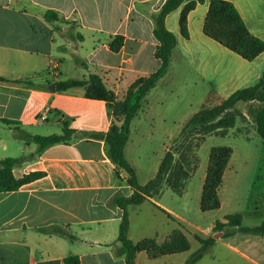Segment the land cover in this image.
<instances>
[{
  "label": "crops",
  "instance_id": "obj_1",
  "mask_svg": "<svg viewBox=\"0 0 264 264\" xmlns=\"http://www.w3.org/2000/svg\"><path fill=\"white\" fill-rule=\"evenodd\" d=\"M165 1L0 0V77L19 81L0 82V158L25 155L24 161L13 167L16 178L30 171L45 172L18 189L0 191V264H64V258L70 255H77L80 264H125L124 257L116 253L123 211L109 205V200L115 193L130 196L133 190L125 182L128 175L123 169H118L121 181L117 179L115 165L105 152L104 139L89 136L91 131L108 130L114 119L112 112L104 101L85 97L82 87L57 91L56 84L95 73L117 99H122L130 79L147 76L158 67L154 15ZM188 1H194L195 6L187 14L188 37H183L178 20ZM209 1L184 0L165 16V26L175 35L176 46L167 71L145 95L131 120L124 147L125 158L137 175V165L129 158L132 146L157 138L163 146L159 165L168 143L196 112L181 121L170 114L174 106L172 96L177 95L175 73L195 75L200 80V107L209 99L222 100L236 89L253 84L262 73L264 51L247 61L204 34ZM227 1L233 3L247 29L264 40V0ZM48 10L55 12L58 19L47 20L44 13ZM116 35L123 37V43L113 51L110 42ZM51 60L57 63L56 73L50 72ZM50 82H55L54 91L47 88ZM52 108L59 113L58 120H80L86 112L92 113L101 125L79 133L67 120L65 127L75 128L67 141L37 151L36 144L17 134L46 135L24 127H37L39 121L47 120ZM41 114L45 115L44 120L38 118ZM76 135L79 138L71 141ZM257 137L264 146V137ZM64 150L71 152L61 153ZM248 158L249 154L243 157ZM251 158L255 159L252 167L249 162L236 163L231 155L219 189V208L223 206L222 196L233 194L230 200H236L240 193L238 185L244 179H253L259 185L255 187L250 213L255 216L262 210L264 214V151ZM157 168L145 179L138 177V182L145 184ZM167 189L142 203L180 216L158 200ZM139 206L130 207L128 217L130 209L138 210ZM246 208L230 210L217 220L224 221L226 214L234 212L241 213L242 226L264 220L244 224ZM50 225H67L74 239L39 231ZM128 237L131 239L129 229ZM228 238L233 242L229 244L232 250L253 264H264V236L236 230ZM141 252L136 253L135 264ZM163 257L166 256L155 260Z\"/></svg>",
  "mask_w": 264,
  "mask_h": 264
},
{
  "label": "trees",
  "instance_id": "obj_2",
  "mask_svg": "<svg viewBox=\"0 0 264 264\" xmlns=\"http://www.w3.org/2000/svg\"><path fill=\"white\" fill-rule=\"evenodd\" d=\"M184 0H166L154 15L155 26L153 34L158 41L155 56L158 59V67L147 76L136 78L128 87L124 97L117 99L114 92L107 88L102 78L95 73L86 78H67L58 81L56 90L62 91L71 87H82L84 95L90 99L102 100L111 110L113 122L106 132H90V137L104 139L105 152L110 161L115 165L117 179L121 181L118 169L127 173L125 182L131 186L133 192L130 196L115 193L109 200V205L119 207L123 215L118 225L116 253L123 256L125 264H135L136 253L143 251L151 259L165 255H172L187 251L190 247L187 235L180 229H172L162 241L156 237L146 236L133 242L128 237L129 217L128 209L141 204L149 197L158 196L164 188H170L178 195L185 191L189 179L198 167L197 150L207 135L226 136L230 128L235 125L237 118L244 119V114L237 106L238 102L256 100L260 108L254 118L255 132L264 137V68L259 78L248 86L238 88L229 96L214 105L203 104L182 125L178 135L171 140L163 156L160 159L155 175L145 184L138 182L136 169L125 158L124 147L130 133V123L142 106L143 99L148 91L153 88L157 80L167 71L171 61L172 50L176 46V37L165 26V16L171 10L177 8ZM195 6L194 1L186 2L181 10L178 24L183 37H188L187 14ZM44 16L49 21L57 20L55 12L48 10ZM203 32L227 49L235 52L247 61L253 60L264 51V40L253 35L246 27L239 12L227 0H210L205 16ZM123 43V37L116 35L110 42V48L117 51ZM78 62V60H76ZM0 82H19L0 77ZM75 131L72 127H64L61 133L47 135L19 132V138L37 145V151H43L49 146L64 143ZM232 148L227 145H215L210 147L208 164L201 187L199 207L201 211L216 210L220 207L219 189L223 181V175L232 155ZM25 155L17 157L0 158V191L18 189L21 185L37 179L45 174L43 171H30L16 178L13 175V167L24 161ZM157 206V205H156ZM159 207V206H157ZM166 213L171 214L159 207ZM224 221L216 220L215 225L219 229H226L225 235L234 231H242L252 235L264 236V220L251 226H242L240 212L228 213ZM46 233H57L68 237L74 236L68 232L67 225H50L39 228ZM203 243L212 242L196 236ZM200 253L194 254L184 264H192L200 258ZM64 264H80L77 255L64 258Z\"/></svg>",
  "mask_w": 264,
  "mask_h": 264
},
{
  "label": "rangeland",
  "instance_id": "obj_3",
  "mask_svg": "<svg viewBox=\"0 0 264 264\" xmlns=\"http://www.w3.org/2000/svg\"><path fill=\"white\" fill-rule=\"evenodd\" d=\"M135 79H130L132 81H130L129 85ZM173 80V83L177 84V95L172 96L174 106L170 114L173 117L176 115L175 117L178 118V121H181L186 115H191L192 111H197L200 108L202 83L195 77V75H192L191 77L187 73L185 74L180 71L175 73ZM185 83L187 84L186 87L181 86L185 85ZM220 101V99L216 101L209 99L204 104L214 105ZM237 106L244 114V119H241L240 117L237 118L235 125L229 129L226 136L207 135L205 137L197 150L199 158L198 167L189 179L185 192L178 195L169 188L164 191L158 199L162 204L168 206L180 216L171 215V217H167L165 212L148 202L140 204L138 210L130 209L129 218H131V220L129 225V236L131 239L155 236L156 234L153 233H157L155 237L157 241L160 242L168 232L177 228L187 235L190 243L189 249L181 253L169 256L165 255L166 257L157 260L150 259L145 252H141L137 258V264H184L196 253L201 254L200 258L192 264H253L247 258H244L229 247V244H233L232 240L228 238L230 234H224V231L226 232V229H229L226 227L219 229L215 225V222L224 213L245 207L247 208L245 209L246 215L244 224L264 219L262 218L264 217L262 210L255 216L250 213V204L254 197L255 187L258 186L259 183L256 185V181H253V179L252 181L244 179L243 182L238 185L240 193L236 200H230V197H233V194H226L222 196L223 206L219 209L201 211L199 207L201 186L208 164L210 147L215 145L230 146L233 151L232 159L236 163L249 162L251 163V165H249L251 167L255 166L253 164L255 163V159L251 157L264 151V146L261 144V140L257 137L255 132L254 124V118L260 108V103L253 100L238 102ZM59 117V113L52 108V110L47 113V120L39 121L35 128L24 127V130H33L46 135L51 133H61L67 120L69 121L70 118L58 120ZM92 117V113L87 114L84 112L80 120H70L68 123H70L72 127H75L79 133H83L93 125H101L96 120V117ZM77 138H79V135H76V137H73L70 140L74 141ZM162 149L163 146L157 138L152 141L135 143L134 146H132L129 158L137 165V178L140 177V179H145L152 174L153 170L155 171ZM69 152L71 151H61V153ZM246 154H249L250 158L243 159ZM232 190L235 193V186H232ZM154 197L158 196L156 195ZM178 218H186L188 221H183ZM215 234L216 236H214ZM196 236L203 239H207L211 236L213 240L207 244L199 241Z\"/></svg>",
  "mask_w": 264,
  "mask_h": 264
},
{
  "label": "built area",
  "instance_id": "obj_4",
  "mask_svg": "<svg viewBox=\"0 0 264 264\" xmlns=\"http://www.w3.org/2000/svg\"><path fill=\"white\" fill-rule=\"evenodd\" d=\"M56 71H57V63H56L55 60H51L50 61V72L56 73ZM38 118L40 120H44L45 119V115L44 114H41Z\"/></svg>",
  "mask_w": 264,
  "mask_h": 264
},
{
  "label": "water",
  "instance_id": "obj_5",
  "mask_svg": "<svg viewBox=\"0 0 264 264\" xmlns=\"http://www.w3.org/2000/svg\"><path fill=\"white\" fill-rule=\"evenodd\" d=\"M47 88L51 91H54L55 90V82H50L47 86ZM216 236V234L214 235Z\"/></svg>",
  "mask_w": 264,
  "mask_h": 264
}]
</instances>
